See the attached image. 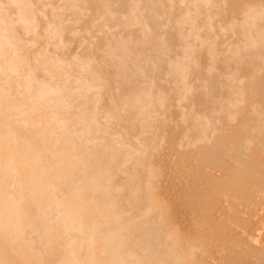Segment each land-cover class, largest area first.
Segmentation results:
<instances>
[{"label":"bare ground","instance_id":"bare-ground-1","mask_svg":"<svg viewBox=\"0 0 264 264\" xmlns=\"http://www.w3.org/2000/svg\"><path fill=\"white\" fill-rule=\"evenodd\" d=\"M254 223L264 0H0V264H257Z\"/></svg>","mask_w":264,"mask_h":264},{"label":"rangeland","instance_id":"rangeland-1","mask_svg":"<svg viewBox=\"0 0 264 264\" xmlns=\"http://www.w3.org/2000/svg\"><path fill=\"white\" fill-rule=\"evenodd\" d=\"M259 207H261V206H259ZM254 224H256V223H254ZM253 227H254V229H256V230H254L255 231V234H253L252 233V235H248V238L247 239H249V240H251L250 242L253 244V243H255L254 245H256V247L257 248H259L260 247V249H262L261 248V246H262V243H259V242H257L258 241V239L261 241V239L264 241V239L262 238V236H263V232H262V230H263V228L261 227V225H258V224H256V225H252ZM262 228V229H261ZM241 232H242V230H241ZM251 232H253V231H250V233ZM260 235H262V236H260ZM261 238H260V237ZM253 239V240H252ZM254 239H256V242L254 241ZM244 240V239H243ZM242 240V241H243ZM248 241V240H247ZM249 242V241H248ZM228 245H229V243H228ZM259 245V246H258ZM261 245V246H260ZM226 245L223 243V242H219V241H215L214 242V245H213V247H214V249L216 250V256H217V258H221V257H224L225 256V250H224V247H225ZM253 247H255V246H253ZM255 247V248H256ZM256 248V249H257ZM206 249V248H205ZM259 249V250H260ZM197 250V252H196V255H195V257L199 260V258H201V257H203V255H204V253L203 252H205V251H203L204 250V248H202V247H199V248H197L196 249ZM255 250V249H254ZM223 253H222V252ZM252 251V250H251ZM262 250H260L259 252H261ZM221 253V254H220ZM252 253V252H251ZM257 254H258V252H256ZM262 256H264V253H260ZM249 255V254H248ZM260 256V255H259ZM259 256L258 257H254V258H250L249 260L250 261H252V262H257V264H260L259 262H260V259L262 258V256H261V258H259ZM248 258H249V256H247ZM256 258V259H255ZM226 259V258H225ZM241 260V259H240ZM240 260H239V263L240 264H249L248 262L246 263V262H240ZM243 260H245V259H243ZM258 260V261H257ZM242 261V260H241ZM227 262L225 261L224 262V264H226ZM228 263H229V261H228ZM227 263V264H228ZM238 263V264H239ZM215 264H216V262H215ZM231 264V263H230Z\"/></svg>","mask_w":264,"mask_h":264}]
</instances>
